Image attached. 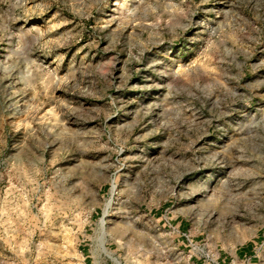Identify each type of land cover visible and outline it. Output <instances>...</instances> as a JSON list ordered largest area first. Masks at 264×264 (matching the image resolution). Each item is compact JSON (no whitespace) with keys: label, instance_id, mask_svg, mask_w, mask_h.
I'll return each mask as SVG.
<instances>
[{"label":"rangeland","instance_id":"374dc122","mask_svg":"<svg viewBox=\"0 0 264 264\" xmlns=\"http://www.w3.org/2000/svg\"><path fill=\"white\" fill-rule=\"evenodd\" d=\"M0 264H264V0H0Z\"/></svg>","mask_w":264,"mask_h":264},{"label":"crops","instance_id":"0c3cea01","mask_svg":"<svg viewBox=\"0 0 264 264\" xmlns=\"http://www.w3.org/2000/svg\"><path fill=\"white\" fill-rule=\"evenodd\" d=\"M184 225H185V223L182 222L180 225H178V226L176 227V233H178V235L181 236V237L184 236V234H183Z\"/></svg>","mask_w":264,"mask_h":264},{"label":"bare ground","instance_id":"6f19581e","mask_svg":"<svg viewBox=\"0 0 264 264\" xmlns=\"http://www.w3.org/2000/svg\"><path fill=\"white\" fill-rule=\"evenodd\" d=\"M114 188H115V186H114Z\"/></svg>","mask_w":264,"mask_h":264}]
</instances>
